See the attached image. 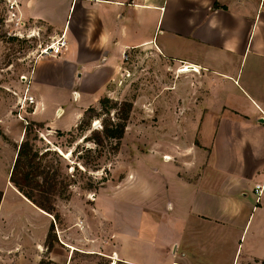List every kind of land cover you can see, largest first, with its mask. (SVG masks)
<instances>
[{
  "label": "crops",
  "instance_id": "obj_1",
  "mask_svg": "<svg viewBox=\"0 0 264 264\" xmlns=\"http://www.w3.org/2000/svg\"><path fill=\"white\" fill-rule=\"evenodd\" d=\"M19 15L66 40L59 55L37 58L29 75L32 118L49 131L76 125L93 93L118 73L123 51L155 49L178 72L201 76L200 88L174 84L171 104L189 110L172 111L171 129L160 132L170 141L145 154L172 163L175 183L173 212H161L170 237L151 261L220 264L228 255L230 264H264V196L256 201L253 191L264 181V0H23ZM0 191V264H85L84 256L141 264L110 246L115 228L134 234L137 212H46L9 179ZM227 230L231 252L221 248Z\"/></svg>",
  "mask_w": 264,
  "mask_h": 264
},
{
  "label": "rangeland",
  "instance_id": "obj_2",
  "mask_svg": "<svg viewBox=\"0 0 264 264\" xmlns=\"http://www.w3.org/2000/svg\"><path fill=\"white\" fill-rule=\"evenodd\" d=\"M5 17L0 8V185L9 179L15 150L28 138L39 153L50 150L41 158V164L51 165L57 171V180L66 183V197H54L53 212H74L78 207L82 212H137L132 224L134 234L125 235L115 228L110 246L119 255L125 251L128 256H136L141 264H157L163 254L159 241L170 237L163 230L165 222L161 212H173L168 203L172 206L174 202L175 183L169 171L172 163H162L145 154L154 152L156 141H170L171 137L162 138L160 132L171 129L172 111L189 110L183 104L179 107L171 104L174 84L191 82L200 88L201 76L194 71L178 72L181 66L161 61L154 54L155 49H137L129 54L128 62L122 61L116 76L93 93L94 103L82 111L71 130L49 131L44 123L32 118L34 103L22 107L21 101L26 87L34 98L29 75L34 61L42 55L41 48L50 43L51 35L27 23L22 26L7 23ZM194 94L201 96L196 88ZM78 97L73 91V100ZM102 98L108 101L101 102ZM69 102L73 104L71 98ZM122 102H129L131 107L123 137L114 152L113 140L104 138L101 144H96L91 135L94 130L101 132L104 123L120 120L124 112ZM138 212L152 213L139 216ZM146 225L158 229L159 233H145ZM252 230L253 225L247 238ZM233 236L227 230L226 241L221 244L226 252H231ZM171 251L166 250L168 256ZM216 261L230 264L228 255ZM88 262L102 264V259L84 256L83 263Z\"/></svg>",
  "mask_w": 264,
  "mask_h": 264
},
{
  "label": "trees",
  "instance_id": "obj_3",
  "mask_svg": "<svg viewBox=\"0 0 264 264\" xmlns=\"http://www.w3.org/2000/svg\"><path fill=\"white\" fill-rule=\"evenodd\" d=\"M107 98L101 102L106 103ZM124 112L117 122H106L101 132L93 131L92 140L101 144L102 139L108 138L114 141L113 150L117 151L119 143L124 134L128 112L131 104L122 102ZM27 129H25V132ZM86 140L87 137H84ZM39 153L34 149L28 138L23 139L16 152V156L9 174V181L27 199L46 212H53V200L57 196L66 197V183L57 180V171L51 165H42L41 158L47 153ZM2 192L0 191V199Z\"/></svg>",
  "mask_w": 264,
  "mask_h": 264
},
{
  "label": "built area",
  "instance_id": "obj_4",
  "mask_svg": "<svg viewBox=\"0 0 264 264\" xmlns=\"http://www.w3.org/2000/svg\"><path fill=\"white\" fill-rule=\"evenodd\" d=\"M23 0H0V8L4 10L5 13V22L13 23L16 26H22L23 22L19 15V7L21 6ZM66 46V40L63 35H60L56 38H52L50 43L46 44L43 48H41L40 52L42 55H51L57 56L59 55L63 48ZM122 61H129V53L127 51L122 52ZM24 77V76H23ZM25 79V77H24ZM29 88L26 87L24 91V96L21 101L22 107L26 104L35 105V100L30 93L28 94ZM254 194L256 195V201H259L262 196H264V181L260 183L254 184L253 188ZM111 263H114L113 259H111Z\"/></svg>",
  "mask_w": 264,
  "mask_h": 264
},
{
  "label": "bare ground",
  "instance_id": "obj_5",
  "mask_svg": "<svg viewBox=\"0 0 264 264\" xmlns=\"http://www.w3.org/2000/svg\"><path fill=\"white\" fill-rule=\"evenodd\" d=\"M182 70H184V69H182Z\"/></svg>",
  "mask_w": 264,
  "mask_h": 264
}]
</instances>
